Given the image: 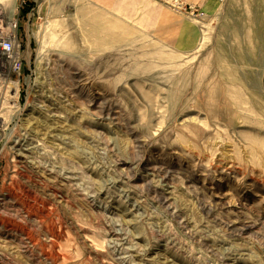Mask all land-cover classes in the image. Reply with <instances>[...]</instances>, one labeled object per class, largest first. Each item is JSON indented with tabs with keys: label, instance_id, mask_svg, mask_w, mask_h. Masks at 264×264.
Returning a JSON list of instances; mask_svg holds the SVG:
<instances>
[{
	"label": "rangeland",
	"instance_id": "rangeland-1",
	"mask_svg": "<svg viewBox=\"0 0 264 264\" xmlns=\"http://www.w3.org/2000/svg\"><path fill=\"white\" fill-rule=\"evenodd\" d=\"M27 1L0 264H264V0Z\"/></svg>",
	"mask_w": 264,
	"mask_h": 264
},
{
	"label": "built area",
	"instance_id": "built-area-1",
	"mask_svg": "<svg viewBox=\"0 0 264 264\" xmlns=\"http://www.w3.org/2000/svg\"><path fill=\"white\" fill-rule=\"evenodd\" d=\"M37 2V1H36ZM175 8L182 9L183 5L179 0H169ZM29 6L27 0H21L17 5L16 14L18 18L8 23L0 13V94L7 81H12L14 76H20L22 69V42L19 37L20 15L23 9ZM35 6H31L30 13L35 12ZM37 12H40L37 9Z\"/></svg>",
	"mask_w": 264,
	"mask_h": 264
},
{
	"label": "crops",
	"instance_id": "crops-1",
	"mask_svg": "<svg viewBox=\"0 0 264 264\" xmlns=\"http://www.w3.org/2000/svg\"><path fill=\"white\" fill-rule=\"evenodd\" d=\"M95 4L101 5V6H105V7H113L115 5V3L118 2V0H92ZM188 2H192V3H203L204 1H207V4H209L210 0H186ZM150 9L149 14L150 16H154V14L158 13V8L152 7L151 6L148 8Z\"/></svg>",
	"mask_w": 264,
	"mask_h": 264
},
{
	"label": "bare ground",
	"instance_id": "bare-ground-1",
	"mask_svg": "<svg viewBox=\"0 0 264 264\" xmlns=\"http://www.w3.org/2000/svg\"><path fill=\"white\" fill-rule=\"evenodd\" d=\"M0 13H1L3 19L5 18V20H6L8 23H10L11 21L15 20V18H16L15 16H12V18H7V17L5 16V14H3L1 11H0Z\"/></svg>",
	"mask_w": 264,
	"mask_h": 264
}]
</instances>
